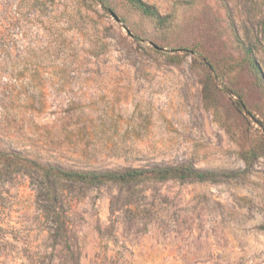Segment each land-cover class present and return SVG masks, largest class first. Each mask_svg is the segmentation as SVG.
<instances>
[{
  "label": "rangeland",
  "instance_id": "1",
  "mask_svg": "<svg viewBox=\"0 0 264 264\" xmlns=\"http://www.w3.org/2000/svg\"><path fill=\"white\" fill-rule=\"evenodd\" d=\"M27 1L0 0V83L36 85L46 106L16 111L23 128L0 133L1 150L15 133L65 162L220 176L76 188L54 239L27 178L0 167V264H264V0H142L164 26L125 0ZM63 46L87 73L61 77Z\"/></svg>",
  "mask_w": 264,
  "mask_h": 264
},
{
  "label": "trees",
  "instance_id": "2",
  "mask_svg": "<svg viewBox=\"0 0 264 264\" xmlns=\"http://www.w3.org/2000/svg\"><path fill=\"white\" fill-rule=\"evenodd\" d=\"M31 1H27L25 4V7H29L30 10L34 7V3L39 4L41 7L54 3V0ZM125 1L142 15L155 21L156 25L164 26L167 22V17L162 16L154 6L144 3L142 0ZM73 9L80 17L88 18L87 11L90 9L82 6L81 1L74 3ZM90 11L95 12L94 10ZM61 23L67 26L66 29L76 28V25L72 22L61 21ZM152 44L155 48H158L154 43ZM101 47L103 49L99 48L98 52H90L88 55L101 57L102 54H105L109 45L105 43ZM66 48L68 49L67 46ZM66 48L63 46L59 50L62 53L63 60L59 68L61 77L71 79L87 73V71H82L80 66L72 62H65L70 57ZM100 49L104 50L101 54L99 53ZM245 53L253 72L262 79L263 73L252 56V52L246 51ZM71 102L73 101L69 100L66 105ZM45 106L46 103L40 97L36 85L31 86L29 83L17 82V80L6 84L0 83V110L2 112L0 114V133L6 130L14 132L15 128L18 130L23 128L24 123L17 119L18 114L16 113L22 107L39 113ZM67 116L68 120L73 117V115ZM7 139L9 146H11L8 150L0 149V167L19 170L27 178L37 197L42 222L49 225V233L54 239L68 238V208L71 202L78 200L77 195L74 193L76 188H94L104 184L134 187L144 181L203 182L215 180L216 177L220 176L218 173L199 170L189 162L179 164L153 163L139 168H104L97 165V163L79 161V159L65 162L52 155L35 151L36 146L32 140L28 144L19 143L15 133L8 135ZM55 140L59 141V138L52 136L48 141L44 139L42 144L54 143ZM72 262L73 264H79L78 257H74Z\"/></svg>",
  "mask_w": 264,
  "mask_h": 264
},
{
  "label": "water",
  "instance_id": "3",
  "mask_svg": "<svg viewBox=\"0 0 264 264\" xmlns=\"http://www.w3.org/2000/svg\"><path fill=\"white\" fill-rule=\"evenodd\" d=\"M110 15H111V17H112L117 23H121L119 17H118L114 12L110 11ZM122 27H123V29L126 31V33H127L130 37L133 36V35L130 33V31L128 30V28H127L126 26L122 25ZM151 45L153 46L152 43H151Z\"/></svg>",
  "mask_w": 264,
  "mask_h": 264
}]
</instances>
